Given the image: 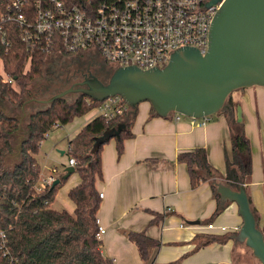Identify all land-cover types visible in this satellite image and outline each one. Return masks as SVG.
I'll return each instance as SVG.
<instances>
[{
    "label": "crops",
    "instance_id": "obj_1",
    "mask_svg": "<svg viewBox=\"0 0 264 264\" xmlns=\"http://www.w3.org/2000/svg\"><path fill=\"white\" fill-rule=\"evenodd\" d=\"M231 104L250 142L251 176L244 187L258 228L264 232V88L240 89L231 95ZM226 106L198 126L184 116L176 121L173 114L167 118L151 115L149 103L142 102L131 126L133 135L123 141L122 153L117 154L114 138L102 147V176L95 182L98 194L102 193L96 221L105 230L99 239L101 253L113 264H245L236 257L239 242L232 231L242 223L237 206L226 202L220 204L223 210L215 213L217 204L210 184L203 182L191 189L186 166L177 162L178 154L204 148L209 164L221 177L225 176V157L232 146L230 106ZM22 114L24 119L25 111ZM91 119L65 125L69 131L76 129L71 139ZM21 131L20 127L16 135ZM38 164L41 176L56 169L57 177L67 167L60 172L56 167ZM73 174L58 189L51 209L73 212L74 204L67 197L79 183L78 175L71 179ZM155 215L162 218L152 223ZM208 224L225 226L227 230H209ZM130 232L144 233L160 243L151 250L146 263L127 238ZM203 235H215L218 241L195 249V237Z\"/></svg>",
    "mask_w": 264,
    "mask_h": 264
},
{
    "label": "trees",
    "instance_id": "obj_2",
    "mask_svg": "<svg viewBox=\"0 0 264 264\" xmlns=\"http://www.w3.org/2000/svg\"><path fill=\"white\" fill-rule=\"evenodd\" d=\"M0 1L5 4L8 0ZM6 27L9 29L8 39L12 46L4 53L0 44V59L5 73L15 79L18 90L11 88L0 76V101L7 102L17 111H25L29 107L25 102L27 86L43 73L47 55L36 53L26 69L27 49L21 43L15 26L6 24ZM60 54L61 57H73L63 52ZM82 55L84 54L75 57ZM231 95L226 103L230 106L229 130L232 146L230 155L225 157V176L221 177L212 168L204 148L177 155V162L186 166L191 189L203 182L210 184L217 204L215 213L224 208L220 206L217 185L222 183L238 190L241 185L248 183L251 176L250 142L244 133L242 122L235 115ZM97 104L93 100L85 101V97L79 94L72 103L63 97L29 112L24 122L26 135L20 142L17 160L13 163H8V158L16 151L13 139L22 123H19L15 115L0 109V231L5 233V246L0 244V264H113L112 260L102 255L101 242L96 237V213L100 199L95 182L102 176V147L114 138L117 154L122 153L123 141L133 135L131 126L136 112L129 110L110 120L101 116L93 117L69 140L67 155L74 159V172L79 177L78 185L67 193L68 199L74 204L72 213L51 209L58 189L66 180L64 172L57 176L58 184H51L42 192L35 190L40 177L36 155L44 135L54 124L66 125L74 118L88 113ZM150 114L157 116L151 107ZM122 124L124 129L117 137H108ZM102 137L104 139L100 142ZM249 202L251 206L250 199ZM251 210L255 216L252 207ZM161 218V215H155L152 223ZM127 238L136 246L144 263L149 260L151 250L160 246L158 241L144 233L130 232L127 233ZM195 240V249H199L218 241V238L215 235H203L195 237Z\"/></svg>",
    "mask_w": 264,
    "mask_h": 264
},
{
    "label": "built area",
    "instance_id": "obj_3",
    "mask_svg": "<svg viewBox=\"0 0 264 264\" xmlns=\"http://www.w3.org/2000/svg\"><path fill=\"white\" fill-rule=\"evenodd\" d=\"M210 1L8 0L5 4L0 1V44L4 53L11 48L6 24H13L27 49L26 69L36 53L51 58L61 57V52L73 57L93 54L114 68H162L178 49L191 47L202 54L207 51L212 20L223 0L207 6ZM0 76L16 90L17 83L5 73L2 59ZM89 100L92 99L85 97V101ZM91 110L96 112L94 117L110 120L130 108L120 96H113L98 102ZM173 115L176 121L182 116ZM193 122L203 125L194 119ZM57 127L58 124L52 126ZM74 164V159L69 157L66 166ZM55 174L56 169H52L50 175H40L35 190L42 192L50 186L57 178ZM98 197L101 198L102 193ZM206 228L227 230L225 226L212 224ZM238 230L239 227L232 228L235 234ZM104 233V228L98 225L97 239ZM0 244L5 246L3 231H0Z\"/></svg>",
    "mask_w": 264,
    "mask_h": 264
},
{
    "label": "water",
    "instance_id": "obj_4",
    "mask_svg": "<svg viewBox=\"0 0 264 264\" xmlns=\"http://www.w3.org/2000/svg\"><path fill=\"white\" fill-rule=\"evenodd\" d=\"M219 1L211 0L207 6ZM80 86L31 101L49 105L78 93L96 102L120 96L132 112L147 102L161 118L176 113L197 120L218 114L227 107L226 100L233 91L264 88V0H223L212 20L204 54L191 47L178 49L162 68L116 67L107 82L90 74ZM122 129L123 124L108 137H117ZM73 172V167H66L64 179ZM58 183L55 180L52 186ZM216 192L221 205L230 202L237 206L242 223L234 239L264 264V232L256 224L244 185L234 190L219 183Z\"/></svg>",
    "mask_w": 264,
    "mask_h": 264
},
{
    "label": "rangeland",
    "instance_id": "obj_5",
    "mask_svg": "<svg viewBox=\"0 0 264 264\" xmlns=\"http://www.w3.org/2000/svg\"><path fill=\"white\" fill-rule=\"evenodd\" d=\"M98 60L105 64L102 59L98 58ZM96 62L98 63V61ZM97 65H99V63ZM80 66L82 67V65L79 64L77 60L72 58H47L41 76L27 86L28 95L26 97L25 102L27 105H29V107L25 110L26 117L24 119H21V117L23 116L21 111H17L5 101H0V109L5 110V112L8 114L15 115L18 120L21 119V128L23 127L24 129L20 133H18L13 139V147L14 151H16L14 152V154L11 155L10 158H8V163H13L17 160V157L15 156L19 149L20 142L26 135L24 122L27 119L28 113L41 109L45 106L43 104H37L36 102H32L31 100H45L65 89H69L66 80L70 78L74 73H76L77 69H79ZM107 69L109 70L107 74L108 77L105 78V80H103L102 82H107L114 68L108 66ZM16 89L18 90V87ZM238 91L239 90L233 91L232 95H235ZM78 95V93H70L67 94L65 98L67 102L72 103L73 101H75V99H77ZM95 113V110H91L83 116L74 118L69 123H76L74 122V120L76 121L78 119L84 122V120L87 118H93L95 116ZM215 115L197 119L196 121H199L200 123H205L206 119L215 117ZM80 121H78V123H80ZM74 131H69L68 127L65 125H58L57 128L49 129V131L47 132L48 136L46 137V135H44V139L36 155V160L38 161V163H40L41 166L45 165L48 168L56 167L58 171H63L68 159V142L69 140H71ZM60 152L64 153L60 154ZM76 176V173L73 174L71 179L75 178ZM71 179H69L66 185L70 184ZM238 247L239 248L236 250V257L239 261H243L245 264H259L258 260L252 255L251 250L247 248L244 243H238Z\"/></svg>",
    "mask_w": 264,
    "mask_h": 264
},
{
    "label": "flooded vegetation",
    "instance_id": "obj_6",
    "mask_svg": "<svg viewBox=\"0 0 264 264\" xmlns=\"http://www.w3.org/2000/svg\"><path fill=\"white\" fill-rule=\"evenodd\" d=\"M66 58H72L78 61L80 66L79 69H77L76 73H74L70 78L66 80L68 88L78 89L80 88V84L84 81L86 77H88L90 74L97 77L100 81L105 80V78L108 77L109 70L107 69V65L103 64L98 60L99 57L95 55H89L87 57H66ZM98 61V63L96 62ZM99 66V67H98ZM66 90V89H65Z\"/></svg>",
    "mask_w": 264,
    "mask_h": 264
}]
</instances>
